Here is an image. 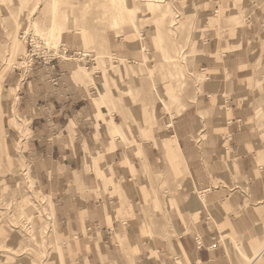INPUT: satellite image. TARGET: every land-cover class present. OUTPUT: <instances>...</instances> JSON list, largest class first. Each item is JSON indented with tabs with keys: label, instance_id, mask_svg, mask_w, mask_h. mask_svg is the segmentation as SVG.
<instances>
[{
	"label": "crops",
	"instance_id": "obj_1",
	"mask_svg": "<svg viewBox=\"0 0 264 264\" xmlns=\"http://www.w3.org/2000/svg\"><path fill=\"white\" fill-rule=\"evenodd\" d=\"M203 2L201 18L215 24L195 38L194 72L207 83L178 114L160 112L142 139L103 111L99 94L118 95L108 72L95 71L96 84L63 81L51 57L45 81L19 88L17 111L30 122L23 156L50 197L56 264H264V0ZM75 44L65 37L59 54L74 55ZM113 54L135 72V58L147 57L121 44ZM122 137L136 138L125 146ZM159 174L178 185L161 182L162 237L138 202Z\"/></svg>",
	"mask_w": 264,
	"mask_h": 264
},
{
	"label": "rangeland",
	"instance_id": "obj_2",
	"mask_svg": "<svg viewBox=\"0 0 264 264\" xmlns=\"http://www.w3.org/2000/svg\"><path fill=\"white\" fill-rule=\"evenodd\" d=\"M22 1L0 0V264H56L50 197L32 178L23 156L30 122L17 111L19 88L25 89L33 78L45 81L49 70L42 66H49L51 57H58L54 61L65 67L53 68L57 74L65 72L63 81L70 75L75 83L96 84L94 75L104 79L108 72L118 80V95L109 100L99 94L103 111L108 116L116 111L125 128L137 131V139H142L143 129L155 126L160 112L178 114L184 102L193 100L199 84L207 83L195 76V38L201 27L215 23L208 18L205 24L201 18L204 0H162L158 6L147 0ZM229 19L238 23L236 15ZM62 31L76 43L73 49L94 58V66L85 68V58L71 51L59 54L60 47L66 48L61 45L63 34L60 44L58 40ZM118 44L147 53L135 58L141 65L138 72L137 64L113 54ZM135 138L122 137L123 144L132 145ZM173 176H153L140 188L144 217L160 237L163 231L168 235L170 227L161 210L160 199H165L161 182L170 180L172 190L178 187ZM44 221L47 227L42 232Z\"/></svg>",
	"mask_w": 264,
	"mask_h": 264
},
{
	"label": "built area",
	"instance_id": "obj_3",
	"mask_svg": "<svg viewBox=\"0 0 264 264\" xmlns=\"http://www.w3.org/2000/svg\"><path fill=\"white\" fill-rule=\"evenodd\" d=\"M75 54L81 55L82 58H85V61H84L85 64H89V62L94 61V58H89V55L87 53L77 52Z\"/></svg>",
	"mask_w": 264,
	"mask_h": 264
},
{
	"label": "bare ground",
	"instance_id": "obj_4",
	"mask_svg": "<svg viewBox=\"0 0 264 264\" xmlns=\"http://www.w3.org/2000/svg\"><path fill=\"white\" fill-rule=\"evenodd\" d=\"M51 1V0H50ZM157 1V0H156ZM157 3V2H156ZM36 6V5H35ZM85 7V6H84ZM52 26H53V24H51ZM18 28V27H17ZM48 31H50V29L48 30ZM13 37V36H12ZM153 89V88H152ZM113 135H114V133H113ZM158 148V147H157ZM17 182H19V181H17ZM19 184V183H18ZM15 189V188H14ZM25 194V193H24ZM29 208V207H28ZM257 254H259V253H257ZM259 259V258H258ZM258 259H256V260H258ZM251 261V260H250ZM251 264V263H250ZM259 264V263H258Z\"/></svg>",
	"mask_w": 264,
	"mask_h": 264
}]
</instances>
